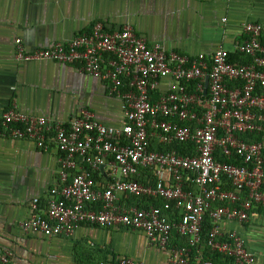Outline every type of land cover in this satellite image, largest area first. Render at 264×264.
<instances>
[{"label":"built area","instance_id":"obj_1","mask_svg":"<svg viewBox=\"0 0 264 264\" xmlns=\"http://www.w3.org/2000/svg\"><path fill=\"white\" fill-rule=\"evenodd\" d=\"M241 30L245 40L233 49L197 56L150 45L130 25L113 30L97 23L70 41L33 52L17 39V60L77 66L125 103L119 127L102 124L89 110L67 124L16 108L2 114L7 134L0 133V141L5 136L43 151L54 147L60 155L58 183L46 207L34 199L24 231L52 239L71 236L83 225L122 228L171 251L166 264H192L209 215L208 247L236 264H258L244 239L224 228L248 223L264 207V23H243ZM236 53L252 62H230ZM166 78L174 81L173 90L153 100ZM249 135L261 140L248 143L243 137ZM154 139L166 146L191 144L195 154L152 150ZM132 197L160 199L163 206H128ZM174 232L188 238L189 246L170 248ZM0 261L18 264L11 251ZM117 264L138 263L122 258Z\"/></svg>","mask_w":264,"mask_h":264},{"label":"crops","instance_id":"obj_2","mask_svg":"<svg viewBox=\"0 0 264 264\" xmlns=\"http://www.w3.org/2000/svg\"><path fill=\"white\" fill-rule=\"evenodd\" d=\"M97 23L113 30L130 25L150 45L168 51L212 55L219 47L231 50L245 40L243 23H264V0H0V120L16 108L67 124L89 110L102 124L121 126L124 100L111 96L106 83L77 66L22 62L15 55L17 39L33 52L70 41ZM174 84L161 79L153 100L171 92ZM59 157L54 147L43 151L28 141L1 139L0 255L11 251L18 264H117L122 258L166 264L171 251L122 228L83 225L71 236L52 239L25 232L22 224L31 217L34 199L46 207L58 183ZM224 228L236 231L258 264H264V210L256 209L246 224L225 223Z\"/></svg>","mask_w":264,"mask_h":264},{"label":"trees","instance_id":"obj_3","mask_svg":"<svg viewBox=\"0 0 264 264\" xmlns=\"http://www.w3.org/2000/svg\"><path fill=\"white\" fill-rule=\"evenodd\" d=\"M262 43L264 45V36L262 37ZM230 62H236L240 64H250L252 62V58L249 56H246L244 54L236 53L232 54L230 56ZM233 84H230L232 86ZM240 86L241 84L238 83ZM154 95V93H153ZM152 95V96H153ZM0 132H5V128L1 125L0 123ZM245 141L248 143H253V142H258L261 140V137L259 135H249V136H244L243 137ZM152 150H157L161 152H169L172 150L178 151L182 155H194L195 151L194 148L191 144H175L172 146H166V145H160L156 143L155 140L152 142ZM219 159L222 160L220 156H218ZM100 176H97V180H102L99 178ZM128 206H137L139 208H148L150 205H156L158 207L163 206V202L160 199H139V198H129L125 201ZM264 210V208H261ZM213 225H212V220L207 215L204 220L203 224V231H202V243L199 248H194L193 252L191 254V262L192 264H200V257L204 260H210L215 264H236L235 259L232 257H228L225 255H222L218 252H213L209 247H208V240L212 231ZM189 246V240L186 237H181L175 232L173 233V239L170 244V248H180V247H188ZM0 264H3L0 261ZM101 264V263H100Z\"/></svg>","mask_w":264,"mask_h":264},{"label":"water","instance_id":"obj_4","mask_svg":"<svg viewBox=\"0 0 264 264\" xmlns=\"http://www.w3.org/2000/svg\"><path fill=\"white\" fill-rule=\"evenodd\" d=\"M206 86H208V79H207V81H206Z\"/></svg>","mask_w":264,"mask_h":264}]
</instances>
